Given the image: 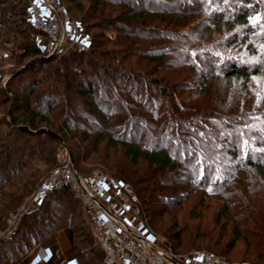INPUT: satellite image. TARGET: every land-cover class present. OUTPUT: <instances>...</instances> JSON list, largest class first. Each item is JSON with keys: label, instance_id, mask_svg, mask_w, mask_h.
Returning a JSON list of instances; mask_svg holds the SVG:
<instances>
[{"label": "trees", "instance_id": "trees-1", "mask_svg": "<svg viewBox=\"0 0 264 264\" xmlns=\"http://www.w3.org/2000/svg\"><path fill=\"white\" fill-rule=\"evenodd\" d=\"M61 1L70 17L77 18L86 34L88 33V47L42 52L34 43L37 30L27 20V0H0V57L12 59L17 64L16 69L0 81V232L3 234L0 235V263L5 258L28 250L37 242L53 240L59 229L68 227L74 233V240L82 248L86 264H104L103 251L86 218L83 204L68 186L51 190L36 208L20 212L40 180L63 159L61 151L65 144L70 148L72 165L78 172L90 173L92 168L99 166L109 171H104L105 173L130 184L141 205L139 213L144 214L143 217L149 223L152 222L150 215L158 216L161 213L154 214L147 205L156 199L170 204L178 212L184 208L181 207L182 199L177 196L172 199L163 198L157 189L165 184L168 178L197 173L199 178L208 176V179L213 178L214 183H222L223 179L218 172L227 166L218 160L219 157L213 155L220 153L221 149H216L208 138L198 135L190 139L187 135L176 133L175 127L171 128V125L168 130L161 129V122L166 120L164 112L154 115L148 144L140 142L138 134L134 131L136 126L132 123H129L130 126L128 122L124 123L122 128L114 133L107 123L111 106L118 104L124 107L123 109L131 107L129 99L135 98L137 89L131 85L130 80L139 79V73L132 69L148 71V63L161 61L170 53L171 49L165 42L168 34H155L153 26L158 22L172 24V18L177 17L174 11L182 6L185 0ZM200 1L209 4L211 20L225 23L229 29H233L237 39L242 37L236 29L239 25L248 26L247 33H262L259 35L264 38V16L260 15L264 14L263 0ZM212 1H217L218 4L211 7ZM197 2L198 0H189L186 4L192 8ZM18 5L20 7H17ZM13 14L16 17H12ZM215 15L221 17H213ZM181 37L177 39L180 40ZM153 42L160 45H151L149 50L156 52L147 54V61L140 66L138 59H142L141 55L137 54V58L132 59L136 55L135 49L140 45L149 46L148 44ZM97 55L104 59L94 57ZM50 61L57 62L56 73L50 85L38 89L40 81L32 78L12 87L11 81L16 76L27 71L38 72L44 63ZM115 61L117 63H114ZM228 61L226 58L222 62L226 65ZM230 65L228 71H223L224 75L249 80L250 72L235 63ZM111 74L121 75L124 79L112 81L105 90L103 87ZM57 80L59 84L55 87ZM96 86L102 88L96 90ZM38 94L40 96L34 98ZM123 95L129 99H123ZM73 98L83 100L81 110L72 111L68 101ZM152 99L147 98L146 101L151 102ZM59 107H63V110ZM59 110L62 114H55L60 112ZM178 111L171 110L172 121L181 119V115H177ZM92 115L100 116L108 127L105 128L106 125L103 124L104 128H101V125L99 127L94 124V119L89 117ZM210 116L215 114L210 113ZM84 122L99 127L93 138L95 147L91 151L88 146L82 145L92 137L91 129ZM133 123L135 124L134 121ZM188 126L187 128H190ZM192 131L195 129L192 128ZM69 140H72L70 144L67 143ZM103 142L104 147L97 148ZM228 146V155L239 163L237 173L242 171V166L264 172L261 149L256 144L250 146L247 139H244L241 147L231 144ZM230 177L237 179V175ZM217 196L221 200V207L217 211L218 219L229 216V212L236 210L240 204V201L229 199L223 192ZM251 205L246 203L243 206L247 209ZM15 213H20L16 228L5 233L8 228L7 218ZM82 213L89 230L87 224L75 223ZM250 214L234 216L235 223L229 234L231 238L227 242H222L223 233H218L215 228L203 230L197 234L193 250L217 252L222 254V257L228 256L229 259L224 257L228 261L264 264V218ZM154 227V232L171 240L168 245L175 253H180L176 248L186 247L187 243L180 235V229L175 230L171 225ZM91 234L97 253L90 249L93 245ZM239 239L243 242V247L239 250L241 257L231 260L229 253L234 251Z\"/></svg>", "mask_w": 264, "mask_h": 264}, {"label": "rangeland", "instance_id": "rangeland-1", "mask_svg": "<svg viewBox=\"0 0 264 264\" xmlns=\"http://www.w3.org/2000/svg\"><path fill=\"white\" fill-rule=\"evenodd\" d=\"M188 1L185 0L182 6L174 11L177 17L172 18V24L167 25L158 22V24L153 26L155 34H168L169 37H167L165 42L171 51L161 61L148 63L147 68L149 67L148 69H150L148 71L132 69L135 70V73H139V79L130 80L131 85H134V88L136 87L137 89L135 98L132 100L124 95L123 97L121 96L123 99H129L131 107L127 106L126 109H123L124 107L118 104L111 106L110 119L107 122L110 125V130L113 131L112 133L119 131L124 123L128 122V126H130L129 123H132L136 126L134 131L138 134L140 142L148 144L147 140L150 137V133L152 134L151 123L153 122V117L164 112L163 114L166 116L164 119L166 120L161 122V129L168 130L169 125H171L170 127H175L176 133H180L182 136L187 135L191 139V137L199 135L201 138L211 140L216 149H221L220 153H214L213 155L219 157L218 160L221 163L227 164V166L219 169L220 172H218L223 179L222 183L221 181L214 183L213 178L208 179V176L199 178L197 173H192L191 175L187 174L188 176H184L185 174H183L168 178L165 184L157 188L163 198L168 197V199H172L177 196L182 199L181 207L185 209L183 208L181 212L175 210L170 204L168 205L156 199L147 205H149L154 214L157 212L161 213L160 215L157 214L158 216L150 215L152 219L150 221L152 222L149 223L143 217L144 214L139 213L141 205L139 202L137 204L138 217L148 229L149 234L154 238L171 244V240L156 231L154 232V226L156 225H171L175 230L180 229L179 233L187 243L186 247L176 248V251L180 253H184L185 251L187 253L195 249L194 244L196 243L195 238L197 234L211 227L215 228V231L218 233H223L222 242H227L231 238L229 234L235 223L234 216L240 217L241 215L242 217L243 214L251 213L264 218V172L253 167L242 166V171L237 173L239 163L235 159L230 158L227 151L230 147L228 145L241 147L243 140L247 139L250 146L251 144H256L261 149L260 157L264 161V38H261L259 35L262 33H247L248 26L239 25L236 29L243 38L237 39L233 29H229L225 23L211 20L210 17L212 16L209 12V4L198 0L190 8V5L186 4ZM217 4V1H212L211 7ZM17 7L20 6L18 5ZM184 15L186 17H183ZM260 15L264 16V14ZM12 17H16L15 14ZM213 17L221 16L215 15ZM71 20L77 25L75 33L72 32L71 34V37H78V41L74 43L75 47V45H78V42L82 43L79 41L81 38H88V33L86 34L77 18L73 17ZM107 31L109 34L111 33V31ZM112 33L115 35L114 30ZM177 33L183 35V37ZM176 36L181 37V39H177ZM41 37L36 32L34 34V43L37 38ZM148 45H140L139 48L135 49L136 55L132 59L135 60L137 54L141 55L142 59H138L140 66L143 65V62L147 61V57L145 58L147 54L156 52L149 50L151 45H155L154 47H156L160 44L153 42ZM82 47H88V44ZM94 57L104 59L98 55ZM226 58L229 60V63L224 65L225 63L222 61ZM13 63L15 62L12 59L0 57V81H3L16 69L17 64ZM114 63H117V61ZM232 63L251 73L248 81L237 77L230 78L223 74V71L229 70ZM56 66L57 62L55 61L44 63L38 72L27 71L16 76L11 81V85L13 87L15 84H20L27 79L36 78L40 81L37 85L38 89L47 87L53 80L52 77L56 73ZM109 76L110 79L107 80L106 84L104 83L106 86L103 85L105 86L103 87L105 90L108 89V85H111L112 81L117 82L124 79L118 74H111ZM58 84L57 80L54 86L58 87ZM99 87L96 86V90H99ZM39 96L40 94L34 98ZM147 98L153 99L150 102L146 101ZM82 102L83 100L81 99L73 98L71 101H68V104L71 105L72 111H74L76 109L81 110V107H83ZM75 104L77 108L74 106ZM59 108L63 110V107ZM171 110H180L177 112V115H181V119L172 121ZM61 112L55 114L61 115ZM210 113H214L215 116H210ZM89 117H92L94 124H98L99 127L100 125L101 128H104V125H106L105 128L108 127V124H104L105 121L100 116L92 115ZM171 121L175 123L172 124ZM94 124L87 123L92 131V137L85 140L82 144L83 146H88L90 151L95 147L93 138L98 133L99 128ZM187 125L190 128H187ZM192 128L195 131H192ZM251 130L253 132H250ZM70 142L72 140L67 141L69 144ZM104 145V142L100 143L97 148L102 149ZM61 152V155L64 156L63 158L67 156L71 157L70 148L66 144L63 146ZM92 169V171H107L99 166H95ZM230 175H237V179L233 180ZM221 192L229 199L240 201V204L236 210L232 209L229 212V216L218 219L217 211L221 207V200L217 195ZM246 203L252 205L246 209L243 206ZM78 206L80 207L79 204ZM19 214L16 216V225ZM231 215L233 218H230ZM75 223L87 224L83 213L79 215ZM86 227H88V230L90 229L88 224ZM0 235H3L2 232H0ZM185 235L187 237H184ZM90 238L93 241L90 249L96 251L97 247L94 244L92 234ZM242 247V239H239L234 251L229 253L231 260L240 259L241 254L239 250ZM213 253L222 256L220 253ZM223 256L229 259L228 256ZM231 262L236 264L242 263Z\"/></svg>", "mask_w": 264, "mask_h": 264}, {"label": "built area", "instance_id": "built-area-1", "mask_svg": "<svg viewBox=\"0 0 264 264\" xmlns=\"http://www.w3.org/2000/svg\"><path fill=\"white\" fill-rule=\"evenodd\" d=\"M27 20L42 36L35 41L42 52H61L88 43V38L84 37L79 40L82 43L74 47L78 37H71V34L77 25L61 0H27ZM61 186H68L81 200L103 251L104 264H236L207 250L175 253L168 243L151 236L139 219L138 197L130 184L100 170L78 172L69 156L40 180L20 211L36 208L47 193ZM17 214L7 218L5 233L16 228Z\"/></svg>", "mask_w": 264, "mask_h": 264}, {"label": "crops", "instance_id": "crops-1", "mask_svg": "<svg viewBox=\"0 0 264 264\" xmlns=\"http://www.w3.org/2000/svg\"><path fill=\"white\" fill-rule=\"evenodd\" d=\"M0 264H86V259L72 230L64 227L57 231L53 240L37 242L28 250L5 258Z\"/></svg>", "mask_w": 264, "mask_h": 264}, {"label": "water", "instance_id": "water-1", "mask_svg": "<svg viewBox=\"0 0 264 264\" xmlns=\"http://www.w3.org/2000/svg\"><path fill=\"white\" fill-rule=\"evenodd\" d=\"M69 161L72 163L71 157L69 156Z\"/></svg>", "mask_w": 264, "mask_h": 264}]
</instances>
